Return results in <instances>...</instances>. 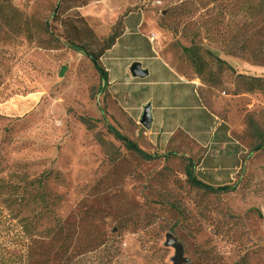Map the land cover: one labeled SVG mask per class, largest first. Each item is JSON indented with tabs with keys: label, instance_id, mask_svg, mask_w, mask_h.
<instances>
[{
	"label": "rangeland",
	"instance_id": "rangeland-1",
	"mask_svg": "<svg viewBox=\"0 0 264 264\" xmlns=\"http://www.w3.org/2000/svg\"><path fill=\"white\" fill-rule=\"evenodd\" d=\"M187 1L0 0V192L9 211L35 222L37 235L61 223L51 264L85 254L106 264H169L167 232L195 264H264V148L253 150L247 130L251 118L264 135V98L236 80L264 71L247 70L244 56L199 31L208 17L197 0L185 16ZM134 21L186 62L182 48H194L186 54L194 66L187 64L199 70L205 105L223 118L232 112L236 170L223 182L197 170L201 159L153 153L142 126L110 104L95 65L104 72L101 58ZM24 99L37 102L23 112ZM188 176L208 180L212 191Z\"/></svg>",
	"mask_w": 264,
	"mask_h": 264
},
{
	"label": "crops",
	"instance_id": "crops-1",
	"mask_svg": "<svg viewBox=\"0 0 264 264\" xmlns=\"http://www.w3.org/2000/svg\"><path fill=\"white\" fill-rule=\"evenodd\" d=\"M141 25L136 21L131 28L126 25L101 58L105 72L102 84L110 95V104H114L122 120H131L137 125H141L148 107L150 127L141 125V128L151 151L201 159L197 170L213 176V183L223 182L236 170L232 112L223 118L218 109L205 105L203 85L180 51L150 41L149 36L136 31ZM255 67L244 65L247 70ZM36 102L24 99L18 104L26 112ZM182 138L191 145L192 152L183 147Z\"/></svg>",
	"mask_w": 264,
	"mask_h": 264
},
{
	"label": "trees",
	"instance_id": "trees-1",
	"mask_svg": "<svg viewBox=\"0 0 264 264\" xmlns=\"http://www.w3.org/2000/svg\"><path fill=\"white\" fill-rule=\"evenodd\" d=\"M195 1L182 3L180 8L185 12V16L193 14L191 7L195 5ZM197 2L198 6L205 10L204 16L208 17L198 27L199 31L202 29L205 35L219 42L227 51L244 56L252 66L264 68V0H197ZM214 12L215 14L210 17ZM194 50L182 48L191 66H194V60L186 54ZM95 69L101 72L102 78H105V72L98 65H95ZM194 73L199 75V70L195 69ZM236 80L245 93L262 91L264 98V77L237 74ZM81 122L88 129H92L89 119L82 118ZM247 130L250 137L256 141L253 150L264 148V135L251 118L247 120ZM115 136L123 140L119 135ZM125 143L129 150L136 152L142 159L146 161L155 159L131 143ZM188 182L191 186L212 191V188L193 180L190 176ZM61 231L62 225L58 222L48 235H37L35 222L20 219L16 211H9L0 192V264H51L56 255L57 235ZM64 239L66 241L68 235H65ZM67 260L69 264H106L102 260H90L88 254L81 255L72 262L69 258Z\"/></svg>",
	"mask_w": 264,
	"mask_h": 264
},
{
	"label": "water",
	"instance_id": "water-1",
	"mask_svg": "<svg viewBox=\"0 0 264 264\" xmlns=\"http://www.w3.org/2000/svg\"><path fill=\"white\" fill-rule=\"evenodd\" d=\"M151 118L149 115V108L146 107L142 115L140 124L148 129L150 127ZM264 217V212H263ZM161 247L172 250V254L168 258L169 264H195V262L186 255L183 244L178 238L170 232L165 233L164 240L161 243Z\"/></svg>",
	"mask_w": 264,
	"mask_h": 264
},
{
	"label": "built area",
	"instance_id": "built-area-1",
	"mask_svg": "<svg viewBox=\"0 0 264 264\" xmlns=\"http://www.w3.org/2000/svg\"><path fill=\"white\" fill-rule=\"evenodd\" d=\"M156 38H157V37H156V35H154V34H152V35L149 36V40L152 41V42H153V41H156ZM198 46H199V44H198Z\"/></svg>",
	"mask_w": 264,
	"mask_h": 264
},
{
	"label": "bare ground",
	"instance_id": "bare-ground-1",
	"mask_svg": "<svg viewBox=\"0 0 264 264\" xmlns=\"http://www.w3.org/2000/svg\"><path fill=\"white\" fill-rule=\"evenodd\" d=\"M203 44H204V42H203ZM210 48H213L214 49V51H217V49H216V47L215 46H209Z\"/></svg>",
	"mask_w": 264,
	"mask_h": 264
}]
</instances>
